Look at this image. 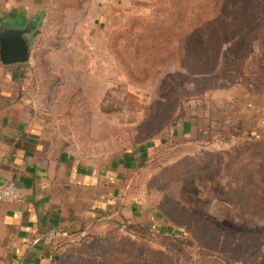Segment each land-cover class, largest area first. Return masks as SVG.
I'll return each instance as SVG.
<instances>
[{"label": "rangeland", "instance_id": "rangeland-1", "mask_svg": "<svg viewBox=\"0 0 264 264\" xmlns=\"http://www.w3.org/2000/svg\"><path fill=\"white\" fill-rule=\"evenodd\" d=\"M81 2L0 0V27L19 11L37 28L28 61H0V107L23 103L84 163L127 168L105 225L120 231L65 242L54 264H190L191 243L158 235L184 233L264 264V0H189L185 40L184 0ZM206 9L223 32L190 37Z\"/></svg>", "mask_w": 264, "mask_h": 264}, {"label": "crops", "instance_id": "crops-1", "mask_svg": "<svg viewBox=\"0 0 264 264\" xmlns=\"http://www.w3.org/2000/svg\"><path fill=\"white\" fill-rule=\"evenodd\" d=\"M50 128L21 102L0 107V187L12 181L25 197L0 201V264H53L65 242L110 229L123 159L107 168L84 163Z\"/></svg>", "mask_w": 264, "mask_h": 264}, {"label": "trees", "instance_id": "trees-1", "mask_svg": "<svg viewBox=\"0 0 264 264\" xmlns=\"http://www.w3.org/2000/svg\"><path fill=\"white\" fill-rule=\"evenodd\" d=\"M78 1L82 3L81 0H78ZM188 2L189 0L188 1L184 0V4L181 7L175 8L177 17L184 19V20L179 21L178 27L177 29H175L177 31L175 32H178L179 34H183L184 40L188 39L184 32L185 31L184 27L186 26L188 22L187 19L191 16L193 11L195 10L194 5L192 8H190L189 6L191 4L189 3L188 5ZM193 4H194V0H193ZM209 12H210L209 9L203 10L202 15L197 12V16L195 17V20L188 27H186V28H191L190 37L195 36L198 39L202 40L203 39L202 29L204 27L211 28V30L213 31L212 33L214 34L216 38H218L219 33L223 32L224 30L223 28L222 30H220V27L222 25L220 24L218 18L211 17L209 15ZM255 32L260 33L259 40L260 38L261 40L264 38L262 36L264 32V26H259L257 29H255ZM179 43H181V41H178V44ZM19 66L20 65H16V68ZM14 103H15L14 100L5 101L2 105V108L10 106ZM205 137L206 135H201V136L198 135L196 137H192L188 139V142L197 143L198 141L204 139ZM121 225H122L121 227L125 228V230L131 233H134L136 235H139V236L141 235V236L147 237L149 236V233L152 232L148 228H146L145 226L139 223H125ZM113 228L111 227L110 229H107L108 231H106V233L101 234V235H104V237H106L109 234L111 235V233H114L118 230L120 231L119 225L114 226ZM88 234H92V233H88ZM95 235L98 236L97 234ZM158 235L166 240H171L172 238V240H176L179 242L191 243L190 246H192L191 248L194 250V254L190 258V261H191L190 264H243V259H242L243 257L237 256V255H231V252L226 250L224 247L210 246L206 243L208 242L206 239H203L198 236H194L192 235V233L191 235L188 233L187 234L184 233L182 236H175L173 234L172 235L158 234Z\"/></svg>", "mask_w": 264, "mask_h": 264}, {"label": "water", "instance_id": "water-1", "mask_svg": "<svg viewBox=\"0 0 264 264\" xmlns=\"http://www.w3.org/2000/svg\"><path fill=\"white\" fill-rule=\"evenodd\" d=\"M19 11L1 20L0 61L4 64L23 63L31 57V39L37 30L35 22L25 21Z\"/></svg>", "mask_w": 264, "mask_h": 264}, {"label": "built area", "instance_id": "built-area-1", "mask_svg": "<svg viewBox=\"0 0 264 264\" xmlns=\"http://www.w3.org/2000/svg\"><path fill=\"white\" fill-rule=\"evenodd\" d=\"M24 200V193L14 182L10 181L0 187V201L12 204H22ZM52 238V234H47L45 235L44 240L50 242Z\"/></svg>", "mask_w": 264, "mask_h": 264}]
</instances>
